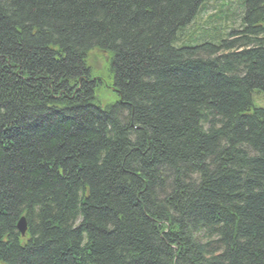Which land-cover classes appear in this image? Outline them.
<instances>
[{"label": "trees", "instance_id": "obj_1", "mask_svg": "<svg viewBox=\"0 0 264 264\" xmlns=\"http://www.w3.org/2000/svg\"><path fill=\"white\" fill-rule=\"evenodd\" d=\"M208 2L0 0V264H264V0Z\"/></svg>", "mask_w": 264, "mask_h": 264}, {"label": "rangeland", "instance_id": "obj_2", "mask_svg": "<svg viewBox=\"0 0 264 264\" xmlns=\"http://www.w3.org/2000/svg\"><path fill=\"white\" fill-rule=\"evenodd\" d=\"M243 1L244 0H209L199 12L195 21L185 29L184 40L180 37V42L192 41L195 43L188 44L187 46H195L204 43L203 41L197 42L199 37H203V35H201L202 31L211 33L226 31L229 26V21L228 24L225 22L223 25L222 22L224 19L230 20L234 18L236 14L232 13L233 10H235L239 4L243 3ZM236 13H239V9L236 10ZM108 59L109 54H103L96 50L89 54L87 59V63L91 69V76L94 79H99L103 83L102 86L95 89L94 97V105L102 109L115 104L118 100L113 88H111L110 79L112 74L109 70ZM252 102L255 108H264V93L254 92L252 95Z\"/></svg>", "mask_w": 264, "mask_h": 264}, {"label": "water", "instance_id": "obj_3", "mask_svg": "<svg viewBox=\"0 0 264 264\" xmlns=\"http://www.w3.org/2000/svg\"><path fill=\"white\" fill-rule=\"evenodd\" d=\"M17 229L23 235L26 231V221L24 218H21L17 223Z\"/></svg>", "mask_w": 264, "mask_h": 264}, {"label": "bare ground", "instance_id": "obj_4", "mask_svg": "<svg viewBox=\"0 0 264 264\" xmlns=\"http://www.w3.org/2000/svg\"><path fill=\"white\" fill-rule=\"evenodd\" d=\"M195 21V20H194Z\"/></svg>", "mask_w": 264, "mask_h": 264}]
</instances>
